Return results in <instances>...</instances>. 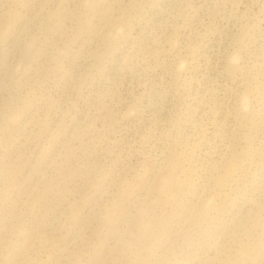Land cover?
<instances>
[{"label": "rangeland", "instance_id": "rangeland-1", "mask_svg": "<svg viewBox=\"0 0 264 264\" xmlns=\"http://www.w3.org/2000/svg\"><path fill=\"white\" fill-rule=\"evenodd\" d=\"M0 264H264V0H0Z\"/></svg>", "mask_w": 264, "mask_h": 264}]
</instances>
